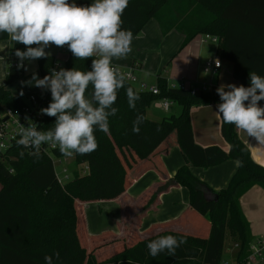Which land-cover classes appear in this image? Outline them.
Returning a JSON list of instances; mask_svg holds the SVG:
<instances>
[{"label":"trees","instance_id":"obj_1","mask_svg":"<svg viewBox=\"0 0 264 264\" xmlns=\"http://www.w3.org/2000/svg\"><path fill=\"white\" fill-rule=\"evenodd\" d=\"M90 0H77L87 4ZM156 19L167 31L173 27L185 33L181 46L198 34L218 37L217 55L232 63V77L244 87L249 85V72L264 76V0H129L121 17L123 27L133 37L151 19ZM8 34H0V40ZM25 45L12 42L4 84L0 86V112L18 109L26 103V95L11 94L7 85L18 80L22 71L11 66L17 49ZM76 59L71 52L63 59L62 68L90 70L91 60ZM55 57L37 58L40 79L49 74ZM158 93L138 91L126 80L117 92L114 107L118 111L109 117V131H96L95 151L74 154L71 177L64 183L56 178L52 156H62L59 148L38 150L23 148L14 142L0 151V264H44L49 255L53 264H221L226 234L237 244L235 262L246 264L249 244L253 241L248 221L240 207V197L252 186L264 190V167L256 163L236 127L221 120L220 133L228 143V151L211 145L202 147L194 141L189 111L192 106L219 101L216 86L206 93L192 95L188 89L168 87L158 75ZM131 87L139 95L136 108L128 106L125 89ZM91 85L86 90L90 94ZM42 108L51 95L47 89L32 92ZM30 94V93H29ZM168 99L180 106L178 114L165 115L160 120L147 117L146 109L156 100ZM38 130L47 131L55 117L41 114ZM140 117L139 133L132 132L133 121ZM181 150L186 165L170 178L164 170L161 155L172 146ZM24 151L21 157L19 153ZM235 160L237 168L227 185L218 191L192 174L189 167L217 165ZM88 163L89 173L81 164ZM155 170L158 181L138 198L131 209L122 207L128 218L144 210L169 186L182 185L189 189V204L185 212L166 225L156 224L148 233L138 234L133 226L123 238L114 232L100 237L87 235L84 230L82 205L90 201L119 198L144 171ZM70 170V169H69ZM137 211V212H136ZM123 214L122 218L124 219ZM133 223L135 224V222ZM204 221L209 222L206 231ZM197 226V227H196ZM140 235V236H138ZM173 235L185 243L175 254L166 252L156 258L148 254L147 243L158 236ZM115 244L113 252L99 249ZM166 251V250H165ZM59 253L57 258L53 253Z\"/></svg>","mask_w":264,"mask_h":264},{"label":"clouds","instance_id":"obj_2","mask_svg":"<svg viewBox=\"0 0 264 264\" xmlns=\"http://www.w3.org/2000/svg\"><path fill=\"white\" fill-rule=\"evenodd\" d=\"M128 3L129 0H90L87 4H78L77 0H0V34L6 33L26 46L23 51H15L18 69L25 68V59H47L44 48L50 43L67 45L76 59L96 56L90 70L60 68L50 70L41 79L35 73L31 76L29 83L50 91V102L40 113L55 117V121L51 129L43 132L37 131L34 123L20 127L18 146L38 150L50 144L58 146L65 156L89 154L97 149L94 133L109 131V117L118 111L114 107L117 92L128 79L113 65L114 59L132 51L133 33L122 26L121 19ZM33 44L36 47H28ZM216 64L219 67L218 61ZM248 76L247 87L229 83L216 88L220 101L216 111L223 123L234 125L264 145V105L257 103L264 101V76L254 71ZM90 85L91 92L86 95ZM125 93L129 108L135 109L139 95L131 87ZM139 122L140 117L133 121V133H139ZM19 155L23 157L24 151ZM184 243L183 238L163 235L150 240L146 247L149 256L156 258L165 252L174 255ZM53 255L59 257L58 252ZM44 264H53L51 256H44Z\"/></svg>","mask_w":264,"mask_h":264},{"label":"crops","instance_id":"obj_3","mask_svg":"<svg viewBox=\"0 0 264 264\" xmlns=\"http://www.w3.org/2000/svg\"><path fill=\"white\" fill-rule=\"evenodd\" d=\"M199 36L200 34L196 35L189 43L181 46L185 37V33L181 29L173 27L164 31L161 24L156 19L151 18L140 32L134 36L131 44L132 51L123 58L114 59L113 64L125 71L129 70L133 64H138L131 71L138 82H144L148 85H156L159 75L167 84L184 79L187 84L210 82L218 87L221 84L226 85L229 83L241 86L242 84L232 77L233 65L227 60L221 59V68L216 76L210 77L203 73L202 68L205 59L218 53L216 44L210 41L200 43ZM12 42L10 35L0 40V86L5 81L8 68L5 59L10 55ZM152 45L156 46L155 49L151 48ZM28 47H36V45L33 44ZM153 50L155 51L154 54L151 53ZM44 51L48 55L55 58L60 57L62 60L70 52L67 49V45L55 46L51 43L44 48ZM23 63L25 68L22 69L20 78L7 85V89L11 94L26 95L36 92L40 88L35 86L34 83H32V86L24 87L23 83L26 78L31 77L36 72L38 79H40L37 58L25 59ZM148 66H153L155 69V74L153 73L152 76L147 70ZM167 66H170V68L168 72H165ZM218 103V101H214L206 105L192 106L189 111L190 123L196 144L202 147L215 145L227 152L229 145L220 133L221 119L216 111ZM257 103L258 105H264V101H258ZM177 105L172 102L168 111H163L154 102L149 106L152 107L150 110H148L149 107L146 109V115L153 120H160L165 115H176L180 112V106L178 105V107ZM159 111L167 113L159 114ZM236 133L238 138L248 148L252 159L264 167V145L260 144L254 137L248 136L243 130L236 128ZM175 146L172 145V148L170 147L166 153L161 155L164 170L170 178L174 177L177 171L187 164L180 149ZM236 168L237 163L232 159L207 168L189 167L193 175L206 182L214 191H218L227 185ZM158 178L159 176L155 170H146L128 186L127 190L119 198L84 203L82 205V215L83 209L87 207L86 210L89 211L87 217H91L93 220L90 223L87 219H84L83 215L85 233L100 237L105 233L114 232L123 238L131 226L136 229L138 234H143L145 232L148 233L149 231L147 232V230L156 224L166 225L181 216L189 204L190 191L185 186L173 185L161 192L143 213H137V217L135 215L136 221H134L132 216L128 218L125 215L124 217L122 207L125 206L126 209H131L132 200L144 194L152 184L158 181ZM239 201L243 216L248 221L253 240L264 239V190L259 186H252L242 194ZM89 203L95 204L96 209H92ZM108 209L113 210V216L109 218V223L105 222V216L95 215L103 214ZM96 219L98 221L95 222ZM204 226L207 231L209 222L204 221ZM227 237L229 236L226 234L222 261L227 264H233L235 262L236 249L233 247L231 238V241L226 243ZM114 246L116 247L112 243L104 244L99 249V253L100 250H108L111 253ZM252 264H264V254Z\"/></svg>","mask_w":264,"mask_h":264},{"label":"built area","instance_id":"obj_4","mask_svg":"<svg viewBox=\"0 0 264 264\" xmlns=\"http://www.w3.org/2000/svg\"><path fill=\"white\" fill-rule=\"evenodd\" d=\"M200 43H206L208 41L217 45L218 37L209 34H200L199 36ZM65 46V45H64ZM219 62V67H217L216 62ZM19 60H14L11 63V66L15 68L17 71H22L23 68L18 69L17 63ZM114 65V64H113ZM117 67L118 71L122 73H126L128 75L127 81L131 84L138 83L137 90L138 91H149L153 94H157L158 88L156 85H148L144 82H138L137 78L133 75L131 69L137 67L138 64H133L129 70L125 71L122 70L120 67ZM62 68V63L57 61L56 58L54 59L53 65L51 70L59 71ZM221 68V59L219 56H211L207 57L203 63V73L209 75L210 77L216 76ZM168 87H178L181 89H188L192 95L198 93H206L211 91L213 86L210 82H203V83H190L187 84L184 80L178 81V83H171L167 84ZM218 86H216L217 88ZM227 90V89H225ZM155 104L158 108L162 109L163 111H168L169 106L172 102L168 99H160L156 100ZM42 109L41 102L35 94L30 93L26 98V103L23 104L18 109H4L0 112V151H5L8 149L16 140L19 138L18 136V129L20 127H27L30 123H34L37 125V131L43 132V130H38V124L42 122V117L40 110ZM46 150H51L56 147L51 146L50 144L41 145ZM58 147V146H57ZM57 158V162L59 166L56 168L55 163L53 162L56 178L59 183H64L70 178V170L66 165L62 164V156H55ZM52 158V157H51ZM88 171V165L84 164L82 166V172L85 174ZM234 248L237 247V244L234 243ZM264 254V239H256L253 240L248 247V255L245 258L246 264H252L256 260L260 259ZM221 264H227L226 262L222 261Z\"/></svg>","mask_w":264,"mask_h":264},{"label":"rangeland","instance_id":"obj_5","mask_svg":"<svg viewBox=\"0 0 264 264\" xmlns=\"http://www.w3.org/2000/svg\"><path fill=\"white\" fill-rule=\"evenodd\" d=\"M155 45H152L151 46V48L152 49H155ZM151 53L152 54H154L155 53V51L153 50V51H151ZM56 60L57 61H59V62H63V60H62V58H60V57H56ZM169 68H170V66H167L166 68H165V72H168L169 71ZM147 70H148V72L151 74V76H152V74L154 73L155 74V69H154V67L153 66H148L147 67ZM36 74V76H37V78H39L38 77V74H37V72L35 73ZM31 80V77H29V78H26L25 79V81L23 82L24 83V87L25 86H32V83H29V81ZM184 80V79H183ZM186 81V80H185ZM174 83H178L177 81H175ZM133 85V87H134V89H137V85H138V83L136 82V83H133L132 84ZM155 102V101H154ZM153 102V103H154ZM153 103H151V104H153ZM178 106V105H177ZM179 107V106H178ZM150 108H152V107H149L148 108V110H150ZM180 108V107H179ZM165 113H167V112H163V111H159V114H165ZM169 114V113H168ZM175 147H177L178 149H179V147L176 145ZM172 148V147H171ZM181 151V150H180ZM182 153V152H181ZM183 155V154H182ZM52 160H53V162L55 163V167L57 168L58 166H59V163L57 162V158L55 157V156H52ZM62 164L63 165H66L69 169H70V173H71V171L72 170H74V169H76L77 167H75L74 166V155H72V156H65V155H62ZM84 164H87L88 165V163L87 162H84L83 164H81V170H82V166L84 165ZM78 169V168H77ZM89 173V167H88V171H87V174ZM72 175V174H71ZM71 175H70V177H71ZM231 178V177H230ZM147 187V186H146ZM87 203V202H86ZM89 204H91V203H89ZM101 205H104V204H101ZM106 205V204H105ZM91 207H92V209H96V205L95 204H91ZM86 208L87 207H85L84 209H83V215H84V219L86 220H88L90 223H92L93 222V220H92V218L91 217H87V214L89 213V211H87L86 210ZM113 211V210H112ZM111 211V209H108V211H106L105 213H103V214H95L96 216L97 215H100V216H105L106 217V220H105V222H108L109 223V221H110V219L109 218H111V216H113V212ZM87 217V218H86ZM96 221H98L97 219L95 220V222ZM162 221H164V220H162ZM93 225V224H92ZM112 225V224H111ZM112 227V226H111ZM113 228V227H112ZM231 240H230V237H227V241H226V243H229ZM233 243V245H234V242H232ZM236 249V248H235Z\"/></svg>","mask_w":264,"mask_h":264}]
</instances>
